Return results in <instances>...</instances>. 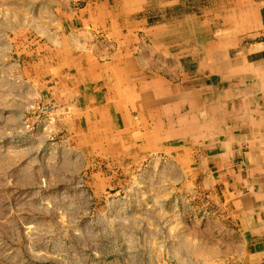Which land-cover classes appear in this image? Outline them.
<instances>
[{
	"label": "rangeland",
	"instance_id": "374dc122",
	"mask_svg": "<svg viewBox=\"0 0 264 264\" xmlns=\"http://www.w3.org/2000/svg\"><path fill=\"white\" fill-rule=\"evenodd\" d=\"M32 3L0 0V264H181L173 225H219L220 205L199 182L169 187L170 175L159 173L148 180L149 171L167 165L161 151L153 156L165 161L153 167L152 156L135 164L88 146L62 97H79L71 93L74 68L66 66L65 45L79 58L90 53L73 64H92L79 70L87 76L122 65L124 56L139 59L135 36L115 38L93 18L105 12L90 10L84 0ZM179 14L154 6L150 22ZM5 18L13 28L5 30ZM73 36L85 48L73 45ZM133 81L142 90L143 81Z\"/></svg>",
	"mask_w": 264,
	"mask_h": 264
},
{
	"label": "crops",
	"instance_id": "0c3cea01",
	"mask_svg": "<svg viewBox=\"0 0 264 264\" xmlns=\"http://www.w3.org/2000/svg\"><path fill=\"white\" fill-rule=\"evenodd\" d=\"M84 1L90 10L112 13L100 22L115 38H136L134 54L140 57L128 56L136 70L127 77L126 66L116 65L126 76L121 82L139 78L146 86L138 92L136 108L126 112L135 127L123 133V142L135 129L161 138L155 136L157 151L127 158L139 164L152 156V166L158 167L156 161L165 158L153 154L163 152L167 165L149 171L148 180L159 173L170 175L169 187L199 182L225 215L204 230L173 225L182 242L176 246L179 262L264 264V0ZM154 6L181 14L153 24ZM140 15L144 19H133ZM136 87L133 81L131 90ZM99 90L89 88L85 97ZM80 105V100L70 104L72 110ZM92 107L103 115L101 125L106 105ZM156 124L159 131L152 128ZM169 165L178 167L177 174Z\"/></svg>",
	"mask_w": 264,
	"mask_h": 264
},
{
	"label": "bare ground",
	"instance_id": "6f19581e",
	"mask_svg": "<svg viewBox=\"0 0 264 264\" xmlns=\"http://www.w3.org/2000/svg\"><path fill=\"white\" fill-rule=\"evenodd\" d=\"M26 1L33 5V7L35 6L34 3H32V0ZM97 11L100 10L98 9ZM104 14L105 13H102V15L94 14L93 18H95L98 23L100 22V19L104 18ZM5 19V30L13 28V21L8 18ZM78 41L79 40H77L73 36V45L79 43L80 49L85 48L84 44ZM59 47L60 46L56 48ZM75 47L77 48V46ZM72 49H74V47L65 45L64 50L61 52L62 54H65L67 62L66 66L69 67L70 65V67L74 68L72 77H70L71 84L74 87H72L73 91H71V93H75L77 96H79L76 100H80L84 103V107H73L74 109L72 110L71 106L70 109V112H72L80 121L79 123L81 124V139L84 136V140H82L85 141V143L91 148L97 149L99 150V152L102 151V153L105 155L113 154L115 158L120 159H125L128 156H133L132 159H137V155L139 154L141 157H144L146 153L157 151L159 149V146H157L159 140H157L156 137L161 138L158 134L155 135L156 137H148L142 132L135 129L136 131L134 130L130 136L125 138V141L128 140V142H123V133L132 131L130 129H133L135 127V121L131 122L130 118L126 116V112H128L131 107L133 109L136 108L137 104L139 103L138 96L140 93L138 92L144 90L146 86L142 87V90L134 88L132 89L134 91H132L129 85V79H127L128 86L125 85L126 83L121 82V79L126 76H124V71L120 72L119 68L116 65H109V68L100 71L101 74L98 72L94 73L88 71L86 72V76L79 70H82L83 68L85 69L88 66H93L92 64L79 65V68H77L73 64H76L77 61H79L78 59H82L84 58V56L90 55V53L86 55L81 54L79 58L77 57V55H74L75 53L72 51ZM84 52H86L85 49ZM88 61L89 60H87V63ZM118 62L122 64V70L126 66L127 70L125 71V73L128 72L127 77H129L130 71L134 72V70H136V65L130 57H126V60L119 59ZM108 73H111V75H108ZM89 88H95L97 90L100 89L99 91L102 92L99 93L101 99L100 97H98L99 99L96 100H87L88 97H85V91ZM69 94L70 93L62 94L63 96L61 95L62 97L66 98L65 101H67V103H65V105L67 106L75 101V98H77H74L73 95ZM94 100L96 102H92ZM85 103L88 105L86 106ZM94 103L97 107L102 104L106 105V111L108 112V114L105 117L104 123H101V125L98 123V121L103 115L101 113H98V110L95 111V109H92ZM130 125L133 128H130ZM152 128L155 131L160 130L159 125L157 124L152 125ZM124 144H127L128 147H122ZM111 151L114 153H112Z\"/></svg>",
	"mask_w": 264,
	"mask_h": 264
}]
</instances>
